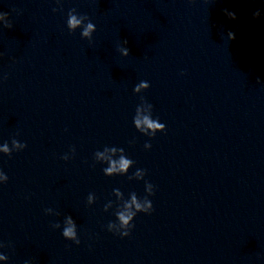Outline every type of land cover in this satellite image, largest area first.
Masks as SVG:
<instances>
[{"label": "clouds", "instance_id": "clouds-1", "mask_svg": "<svg viewBox=\"0 0 264 264\" xmlns=\"http://www.w3.org/2000/svg\"><path fill=\"white\" fill-rule=\"evenodd\" d=\"M59 2V0H57ZM53 11H56V9H53ZM225 14L230 18L235 20L236 14L235 12L228 11L227 9L224 10ZM254 17H259L260 12L256 11L253 13ZM85 21H88L85 23ZM0 23H3L4 27L11 28L12 24L8 20V14L4 12H0ZM67 28L70 32H74L78 28H82L81 36L82 38H86L88 40L92 39V34L96 31V26L89 20L87 16L84 15H77L76 9H71L68 12V19H67ZM228 39L233 40L235 39V33L229 31L228 32ZM125 44H127V40L124 41ZM123 56H128L130 50L127 47H120L118 49ZM149 83L146 81H141L138 85H136L133 89L135 93H140L141 89H148ZM152 108L153 106L151 104L142 103L141 105H138L136 108V114L133 118V123L135 128L148 136L154 137L157 132H163L165 131L166 125L159 122L158 119L152 118ZM145 110L146 114H145ZM26 144L20 143L16 139L12 140V148H9L7 143H4L2 147H0V152L11 155L13 150H22L26 147ZM144 147L146 149L151 148L150 143H145ZM75 150L73 149V152ZM112 153L113 155H117L118 159H114L112 156H106L105 153ZM64 160H68L69 156L65 155L62 157ZM95 160L97 162H106L107 167L103 169V172L106 176H114L113 174L118 175H126L129 171V169L133 166L134 161L128 158L125 155V151L123 148H117V147H105L103 151H97L95 153ZM145 170L143 169H137L135 173L129 177V179H136V180H142L145 176ZM8 180V177L3 172H0V181L6 182ZM145 191L150 196L153 195V185L151 183L145 182ZM113 194L116 196L117 200L122 201V205L118 208L115 215L117 217L118 223H109L108 224V230L114 231L118 233L121 237H126L130 234V229L134 227L132 224V221L134 220L137 213H151L153 210L152 202L147 198V196L141 200L138 199L136 193H130V200H124V195L121 192L120 189H113ZM95 195L89 194L87 197V203L89 205L93 204L95 202ZM112 207V202L109 201L104 206V210L108 211L109 208ZM48 213L52 212V209L46 210ZM67 222V227L63 228L62 236L67 239L74 241L76 244L80 243V240L77 236V225L74 219L69 215L65 218ZM55 228H59L60 225L57 223L53 225ZM3 245H0L2 247ZM0 259H8L6 255L0 254ZM27 264V262H26Z\"/></svg>", "mask_w": 264, "mask_h": 264}]
</instances>
